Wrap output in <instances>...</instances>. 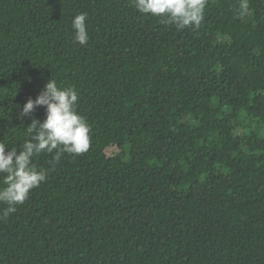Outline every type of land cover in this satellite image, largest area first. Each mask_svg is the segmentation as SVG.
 <instances>
[{
	"label": "trees",
	"instance_id": "1",
	"mask_svg": "<svg viewBox=\"0 0 264 264\" xmlns=\"http://www.w3.org/2000/svg\"><path fill=\"white\" fill-rule=\"evenodd\" d=\"M239 5L207 0L180 29L132 0H0V143L22 147L17 114L51 78L90 127L85 153L36 156L46 181L0 203V264H264V0Z\"/></svg>",
	"mask_w": 264,
	"mask_h": 264
},
{
	"label": "clouds",
	"instance_id": "2",
	"mask_svg": "<svg viewBox=\"0 0 264 264\" xmlns=\"http://www.w3.org/2000/svg\"><path fill=\"white\" fill-rule=\"evenodd\" d=\"M132 4L141 14L163 18L183 29L200 25L207 0H132ZM239 7L241 15L246 14L248 0H240ZM87 18L82 12L71 21L73 41L79 45L89 40ZM78 99L74 88L59 87L51 78L35 99L28 98L21 107L17 114L20 122L31 118L22 147L0 143V203L7 205L4 218L25 202L31 190L46 181L47 170L37 168L33 162L36 156L50 154L49 163L54 167L64 153L78 156L89 149L90 127L76 110ZM37 107L45 109L43 120L32 115Z\"/></svg>",
	"mask_w": 264,
	"mask_h": 264
}]
</instances>
